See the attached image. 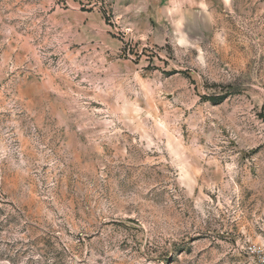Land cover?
Wrapping results in <instances>:
<instances>
[{"label":"rangeland","instance_id":"obj_1","mask_svg":"<svg viewBox=\"0 0 264 264\" xmlns=\"http://www.w3.org/2000/svg\"><path fill=\"white\" fill-rule=\"evenodd\" d=\"M0 264H264V0H0Z\"/></svg>","mask_w":264,"mask_h":264}]
</instances>
